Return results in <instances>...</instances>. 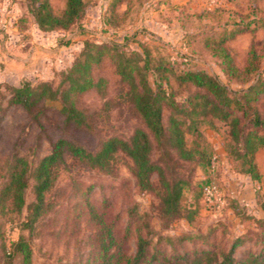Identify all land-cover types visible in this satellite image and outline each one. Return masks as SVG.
I'll return each instance as SVG.
<instances>
[{"label":"rangeland","instance_id":"rangeland-1","mask_svg":"<svg viewBox=\"0 0 264 264\" xmlns=\"http://www.w3.org/2000/svg\"><path fill=\"white\" fill-rule=\"evenodd\" d=\"M84 1L86 13L79 24L66 32H37L34 42L22 51L4 44L9 37L5 33L14 35L16 32L8 24L12 28L17 24L22 36L16 38V43L31 36V18L22 22L27 17L29 4L26 0H0V57L3 59L0 62V194L13 157L25 158L33 171L50 154L52 143L61 137L95 149L106 137L127 138L139 126L127 96L128 85L121 81L116 63L109 56L94 68L95 79L104 81L102 87L74 98L86 115L89 130L66 127L58 100L38 104L37 119L11 103L13 90L26 82L35 88L40 83L57 87L63 71L79 57L86 41L125 45L128 51L144 54L151 67L161 60L187 63L198 59L199 68L218 76L232 92L244 88L226 79L220 64L206 53L210 52L208 49H203L201 38L218 43L226 35L223 44L239 68L246 64L252 47L261 52L264 45V0ZM50 3L60 15L66 9L67 0H50ZM32 43L47 51L39 50L33 64L23 65L5 55V52L14 55L23 52L21 55L27 57ZM261 70L264 71V62ZM168 92L172 93L176 105H180L194 89L180 85L171 74ZM171 111L164 105V120ZM186 120L189 126L194 124L187 131V144L191 146L198 140L208 145L217 159L211 170L174 157L169 162L172 176L186 183L179 218L168 220L160 214L163 190L158 175L154 174L151 179L153 191H141L132 175V161L126 156L117 155L109 173L67 157L66 166L58 170L57 181L47 194L53 209L32 232L23 225L26 209L17 211L10 199L0 202V264H23L22 256L13 254V245L21 238L32 251L31 264H101L88 203L113 223L118 235L117 253L135 254L139 227L141 235L151 241L147 248L149 254L156 251L183 254L195 248H216L221 252L228 250L240 236L245 240L234 252L236 261L264 248V179L253 181L249 175L238 172L244 168L228 154L233 142L223 122L207 112L189 114ZM154 159H160L158 151ZM207 180L219 187L223 203L219 209L210 208L204 201L201 187ZM33 185L31 177L26 193L28 203L34 200ZM9 252L13 255L10 258Z\"/></svg>","mask_w":264,"mask_h":264},{"label":"trees","instance_id":"trees-1","mask_svg":"<svg viewBox=\"0 0 264 264\" xmlns=\"http://www.w3.org/2000/svg\"><path fill=\"white\" fill-rule=\"evenodd\" d=\"M26 1L29 8L22 22L31 18V23L39 33L69 31L82 21L86 13L84 0H67L66 9L60 15L54 12L50 0ZM225 40L226 35L218 43L210 39L203 41L202 38L200 42L203 49L210 51L205 52L220 64L226 79L243 86L244 89L237 92L229 90L218 76L199 68L198 59H190L187 63L161 60L151 67L144 54L128 51L125 45L111 42L97 44L92 41L84 43L79 57L63 71V79L57 87L40 83L35 88L26 82L20 88H15L11 103L21 106L34 118L37 119L35 108L38 104L58 100L66 127L89 130L86 115L74 98L90 89L99 90L102 87L104 81L95 79L94 68L104 57L109 56L116 63V72L121 81L128 85L127 96L140 124L127 138L106 137L95 149H89L74 139L61 137L52 143L50 154L42 158L33 171L25 158L13 157L8 166V177L0 194V202L10 199L17 211L26 209L23 225L32 232L41 218L53 209V205L47 201V194L57 181L58 170L66 166L67 157L88 168L109 173L117 155L122 154L132 161V175L141 191H153L151 179L154 174L158 175L163 190L160 214L168 220H175L181 216L180 203L186 183L172 176L169 162L174 157L178 161L196 162L211 170L217 159L208 145L198 140L191 146L187 144V131L194 124L189 126L186 117L198 112H207L212 118L223 122L233 142L228 154L236 164L244 168L238 172L249 175L253 181H260L255 158L260 150H264V71L261 70L264 45L261 52L252 47L246 64L239 68L230 50L223 44ZM183 64L185 66L181 68ZM171 74L180 85L194 89L192 95L186 97L180 105H176L172 93L168 92ZM166 104L173 111L164 120ZM157 151L160 159L155 160ZM31 177L34 179V200L28 203L26 193ZM210 183V180L204 183L201 193L203 187ZM87 207L88 215L94 220L95 243L101 264H264V248L247 253L240 261L235 260L234 252L245 240L241 236L234 239L228 250L221 252L216 248H195L183 254L161 251L149 254L147 248L151 241L141 235V227L138 229L135 254L117 253L118 235L113 223L108 222L104 214H99L95 206L88 203ZM13 252L22 256L23 264H31L32 251L23 238L13 245ZM12 256L9 252L8 257Z\"/></svg>","mask_w":264,"mask_h":264},{"label":"crops","instance_id":"crops-1","mask_svg":"<svg viewBox=\"0 0 264 264\" xmlns=\"http://www.w3.org/2000/svg\"><path fill=\"white\" fill-rule=\"evenodd\" d=\"M8 25L11 27L12 31L16 32L18 35H16V33L14 35H9L7 33L8 31H6V33L4 32L6 36H9V37H7L6 42L4 43L6 46L13 45L12 48H17L19 50H22V49H24V46H26L27 44H29L32 41L34 42V40L36 38L35 35L37 33L35 26L32 27L31 36H29L27 40L23 39L22 41L16 43V40H17L16 38L19 39V37L22 36V33L17 30V24L13 28H12L11 24H8ZM41 49H42L41 47L35 45V43H32L31 47L29 48V52H28L27 57H24L25 55H21V54H23V52L20 54L16 53V55H14L11 52H5V55H7L11 61H17V62L22 63L23 65L25 63H28V62L33 64L37 60L36 54L39 53V50H41ZM41 51H46V50H41ZM2 60L3 59L0 57V62H2ZM28 65H31V64H28ZM263 154H264V151L260 150L257 153L256 158H255V162L257 164L261 179H264V161L262 159Z\"/></svg>","mask_w":264,"mask_h":264},{"label":"built area","instance_id":"built-area-1","mask_svg":"<svg viewBox=\"0 0 264 264\" xmlns=\"http://www.w3.org/2000/svg\"><path fill=\"white\" fill-rule=\"evenodd\" d=\"M202 195L210 208L219 209L223 204L220 199L219 187L214 182L203 187Z\"/></svg>","mask_w":264,"mask_h":264}]
</instances>
